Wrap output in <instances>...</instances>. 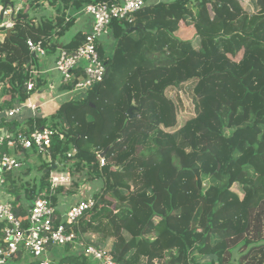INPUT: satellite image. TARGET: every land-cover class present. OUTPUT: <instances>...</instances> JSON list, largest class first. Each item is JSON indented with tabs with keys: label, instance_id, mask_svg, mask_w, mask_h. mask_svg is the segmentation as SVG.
I'll list each match as a JSON object with an SVG mask.
<instances>
[{
	"label": "trees",
	"instance_id": "trees-1",
	"mask_svg": "<svg viewBox=\"0 0 264 264\" xmlns=\"http://www.w3.org/2000/svg\"><path fill=\"white\" fill-rule=\"evenodd\" d=\"M120 1L26 0L12 36L0 34V129L57 133L34 184L9 178L16 216L26 227L28 207L57 166L73 175L68 196L104 181L74 229L120 264H264V0H147L113 23L112 54L100 47L105 78L83 99H60L55 114L37 113L28 127L7 119V108L33 95L29 82L45 85L28 41L55 53L76 25L69 10ZM10 2L2 0L3 9ZM39 8L46 14L37 18ZM85 36L78 32L65 48L77 49ZM88 234L101 238L93 243ZM65 249L61 261L90 264L72 245Z\"/></svg>",
	"mask_w": 264,
	"mask_h": 264
},
{
	"label": "built area",
	"instance_id": "built-area-1",
	"mask_svg": "<svg viewBox=\"0 0 264 264\" xmlns=\"http://www.w3.org/2000/svg\"><path fill=\"white\" fill-rule=\"evenodd\" d=\"M19 1L11 0L10 4H7L1 11V33L14 29L16 16L24 6L23 0ZM171 1L175 0H154L155 3ZM191 1L211 4L216 0ZM147 5V0H121L118 4L105 2L87 4L79 10L92 18V25L86 32L83 43L77 49L68 50L65 48L66 46L60 44L55 52L54 71H57L62 77L60 87L77 81L79 76L82 78L72 90L59 92L68 95L72 100H81L86 96L87 90L94 84L102 82L107 67L101 56L100 47H103L106 57H108V47L111 43H115L113 23L131 18ZM28 47L31 53L41 59L46 60L51 55L47 53L41 42L35 43L29 40ZM38 73L40 75V69ZM27 88L29 92H33V95L26 103L7 108L8 120L19 117L26 109L40 112L42 106L47 102H33L32 97L37 93L49 96L52 103H57L61 99V96L52 97L54 94L53 85L39 88L37 83L32 81L28 83ZM39 90L40 92H37ZM56 134V131L49 127L15 133H11L6 128L0 129V222L5 224L2 229L3 243L0 245V264H12L17 260L19 253L30 257L31 261L28 264H72L63 262L61 259L51 260L47 256L50 248L65 249L68 245H72L73 252L82 253L88 257L90 264H120L115 261L110 249L88 244L84 239L78 237L74 229L85 213L95 207L94 196L86 197L83 192L79 193L82 198H78L72 204L65 202L67 206L64 211H61L58 204L54 203L55 199L68 200L69 198L66 192L73 186L74 181L73 175L69 171L54 170L51 172L49 185L33 199L31 206L28 207L26 227L15 214L16 199L8 193V184L11 181L9 178L11 177L12 182L20 185L22 179L19 178V174L31 168V165L25 161L26 158L30 156L32 159L33 156L36 158V156L48 155ZM77 153L78 151L73 149L68 157L74 158ZM100 159L103 166L105 164L103 156H100ZM28 183L33 184L32 182ZM20 200L19 197L17 201Z\"/></svg>",
	"mask_w": 264,
	"mask_h": 264
},
{
	"label": "crops",
	"instance_id": "crops-1",
	"mask_svg": "<svg viewBox=\"0 0 264 264\" xmlns=\"http://www.w3.org/2000/svg\"><path fill=\"white\" fill-rule=\"evenodd\" d=\"M32 1H34V0H28V2H32ZM23 2H26V0H23ZM2 9H3V3H2V0H0V12L2 11ZM41 9H44V8H39L38 10H36V12L37 11H41ZM33 13H35V12H33ZM33 13H32V15H36V14H33ZM69 15L71 17H73L74 19H76V25L72 28V29H75V31L73 32V35L69 38V40L67 42H63V39H62V43L61 44H63V46H67L71 42L73 37L78 32L86 34V32H88L90 26L92 25V23H91L92 22V18L90 16L85 15L82 11L71 9V10H69ZM65 37H66V35H65ZM108 54H109V51H108ZM55 55H56V53H55ZM53 71H54V68L50 67V56H49L43 62V65L40 67V76H41V79L45 82V85H43V87H50L51 85H53L54 87L57 86V84L54 81H51L52 78L49 77V73H51ZM58 88H59L58 89L59 91H62L61 88H60V85H59ZM43 95H44L43 93L35 94L32 97V101L36 102V103H43L44 102V101H42V99H43L42 96ZM59 100L57 101L58 104H60ZM57 103H55V104H57ZM58 104L56 105V108L53 105L48 106V109H49L48 111L49 112L45 115V117H49V116L55 114L57 112V110L59 109V105ZM26 112H27V114H26ZM37 113L39 114V112H37V111L33 112L31 109H26L25 112L22 115L19 116L24 121L23 122L24 127H28L29 120L32 119V117H34ZM25 161H27L31 165V168L28 169V170L32 169V171H33V169H37L38 168V167H36L37 166L36 160L31 159L30 156H28ZM86 190H87V185L86 186H81L76 194H69L68 200L59 199L58 200L59 209L61 211H64L66 209V206H67V205H65V202H67V204H72V203H75L78 198L79 199L82 198L79 195V193L83 192L86 197L89 196V195L86 194ZM90 196H94V195H90ZM23 204H25L24 206H26V203H23ZM88 239H91V238H88ZM91 241L94 243V241L92 239H91ZM72 253H73V250H72ZM68 254H70V253L66 249L50 248L49 253H48L47 256L51 260L58 261V260L62 259L63 257L67 256ZM73 254H75V253H73ZM30 261H31V259H29V258L24 259V262H26V264L30 263Z\"/></svg>",
	"mask_w": 264,
	"mask_h": 264
},
{
	"label": "rangeland",
	"instance_id": "rangeland-1",
	"mask_svg": "<svg viewBox=\"0 0 264 264\" xmlns=\"http://www.w3.org/2000/svg\"><path fill=\"white\" fill-rule=\"evenodd\" d=\"M20 1H22V0H20ZM23 5H25V2H24ZM33 14H36V16L38 18V17H41L44 14H46V11L44 9H41V11H37V12H35ZM74 31H75V29H70L68 31V33L66 34V37L63 38V42H67L69 40V38L73 35ZM108 48H109V50H108L109 54H112L113 44L111 43L110 47H108ZM50 54H51L50 55V67L54 68L55 67L54 63H55L56 55H55V53H50ZM44 61H45V59H41L40 66L43 65ZM49 77L52 78L51 81H54L57 84V86L54 87L53 96L52 95H50V96H52V97L61 96V100L70 99L68 95L62 94L58 90V87H59L60 83L62 82L61 75L57 71H53V72L49 73ZM1 89H2V85H0V92H1ZM39 91H37V92H39ZM183 96H181L182 97L181 99L183 100V103H185L187 105V101L184 99ZM42 97H43L42 101H45L47 103L42 106V108L40 109L39 114L44 117L49 112L48 111L49 110L48 106L53 105L56 108V105L58 103L57 104L52 103L50 101L49 96L43 95ZM24 112H25V110H24ZM26 114H27V112H26ZM178 119H180V118H178ZM32 159L36 160V162H37V166L36 167H39L40 163H41V158L39 156H36V158H35V156H33ZM25 172H27V171L24 170L23 172H21L19 174V178L22 179V181H21L22 183L21 184H25V183H28V182H32L34 184L35 179H38L40 177V173H39L38 169H33V171H29L28 173H25ZM37 184H38V182H37ZM39 184H40V182H39ZM86 185H87L86 194L89 195V196L90 195H94L95 196L96 194H98L102 190V188L104 186V181L103 180L90 181V182H87L86 184H84L83 186H86ZM22 198H23V203H27V202H25V194H22ZM86 238H91L93 241L97 242L101 238V236H99L97 234H88L86 236ZM26 258L30 259V257L25 254L22 257L21 260H15L12 264H26V262H24V259H26Z\"/></svg>",
	"mask_w": 264,
	"mask_h": 264
},
{
	"label": "water",
	"instance_id": "water-1",
	"mask_svg": "<svg viewBox=\"0 0 264 264\" xmlns=\"http://www.w3.org/2000/svg\"><path fill=\"white\" fill-rule=\"evenodd\" d=\"M1 34L2 35H6L7 37H11L12 34H13V29H10V30L6 31L5 33L2 32ZM59 101H61V100H59ZM129 113H132V111L130 110ZM57 168H58L57 166H54L53 169L56 170Z\"/></svg>",
	"mask_w": 264,
	"mask_h": 264
}]
</instances>
